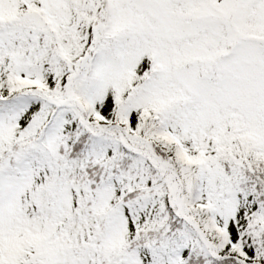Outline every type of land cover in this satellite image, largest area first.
I'll use <instances>...</instances> for the list:
<instances>
[{"label": "snow or ice", "instance_id": "obj_1", "mask_svg": "<svg viewBox=\"0 0 264 264\" xmlns=\"http://www.w3.org/2000/svg\"><path fill=\"white\" fill-rule=\"evenodd\" d=\"M0 264H264V0H0Z\"/></svg>", "mask_w": 264, "mask_h": 264}]
</instances>
